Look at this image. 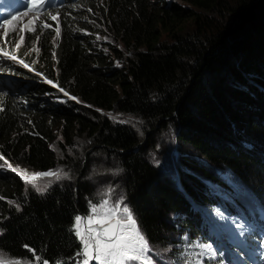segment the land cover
<instances>
[{
  "label": "trees",
  "instance_id": "obj_1",
  "mask_svg": "<svg viewBox=\"0 0 264 264\" xmlns=\"http://www.w3.org/2000/svg\"><path fill=\"white\" fill-rule=\"evenodd\" d=\"M176 1H68L58 36L25 32L14 50L51 83L0 59V261L82 264L73 225L90 215L93 168L118 175L152 264H182L200 245L218 253L213 215H244L239 195L264 212V0ZM55 83L75 100H56ZM168 148L171 170H160ZM8 165L66 177H45L41 194Z\"/></svg>",
  "mask_w": 264,
  "mask_h": 264
},
{
  "label": "snow or ice",
  "instance_id": "obj_2",
  "mask_svg": "<svg viewBox=\"0 0 264 264\" xmlns=\"http://www.w3.org/2000/svg\"><path fill=\"white\" fill-rule=\"evenodd\" d=\"M15 19H17V17L13 16L12 20H4L5 37H8V27ZM51 19L56 20L57 17L52 16ZM29 23H31V21ZM25 27H27V25H25ZM43 27L47 28L50 26L45 24ZM21 31H23V29H21ZM29 31H34V29H29ZM55 31L58 36L59 28L55 29ZM19 40L20 42L16 45L17 48L24 42L25 37L20 36ZM3 55L13 61L17 60L16 56H10L7 52H4ZM19 62L24 67H28L27 64H24L23 60ZM48 83H51V81H48ZM61 91H63V89H61ZM65 95H67V93H65ZM72 99L75 98L73 97ZM0 159H3V157H0ZM0 168H4V165H0ZM8 170L15 172L21 179L25 180L26 184H31V186L41 194L47 190V186L43 188L37 187L34 181L37 178L59 177L60 175L59 171H48L34 173L29 176L26 171L12 168L11 165H8ZM0 199H2V197H0ZM9 203L14 204L15 202L9 201ZM107 205L108 201H104L99 206L104 210L103 213H98L96 205L92 206V215L86 218L88 222L86 232L81 231V221L84 218L79 215L74 218L73 228L83 246L82 252L78 253V255L83 257L82 264H89L92 260L97 261L98 264H108L109 261L119 260L120 264H123L126 260L136 261L147 259L145 254L151 251L150 244L146 235L137 224L130 208L124 206L121 209L119 203L112 208H108ZM16 208L17 211L20 210L18 204H16ZM118 212L120 213V218L113 220V217H115ZM93 224L98 227H94ZM238 227L243 229L244 225L239 224ZM0 234H2V230H0ZM241 235H243V232H241ZM200 247L206 250L213 258L217 256V251L213 250L212 245H200ZM219 255L223 257L224 253L219 252ZM36 259L39 260L40 257H36ZM43 264H48V262L43 261Z\"/></svg>",
  "mask_w": 264,
  "mask_h": 264
},
{
  "label": "rangeland",
  "instance_id": "obj_3",
  "mask_svg": "<svg viewBox=\"0 0 264 264\" xmlns=\"http://www.w3.org/2000/svg\"><path fill=\"white\" fill-rule=\"evenodd\" d=\"M167 1L177 2L176 0H167ZM228 2L231 3V6H234V3L236 2V0H228ZM179 4H181L182 6H185V4H182V3H179ZM45 11L46 10L43 9L38 14H36L33 11L24 17H17V19L13 20L12 24L8 27V32H9L8 40H13V38L17 37V43H19L20 42V40H19L20 36H25L24 35L25 32L29 31V29L35 30L36 28L37 29L40 28L41 32H38V34L42 35L43 32L47 31V28H48V27L47 28L43 27L45 24L40 23L43 20V18H45V16H46ZM221 16L222 15H220V17ZM220 17L217 19H222L223 23L226 24V26H228V24H230V23L235 22L234 21L235 17L233 15L223 14V16L221 18ZM30 21H31V23H29ZM25 25H27V27H25ZM184 27L185 28L183 29L182 33L180 34L183 37H187V35H190L194 31L193 23L191 21L186 22ZM21 29H23V31H21ZM4 30H2L0 32L1 36H4ZM39 35H38V38L40 37ZM95 37H96L97 45H99L98 43L102 44V48H99V50H106L107 48L104 45H106V43H109L110 40L105 39L102 35H100L99 37H97V36H95ZM168 37L169 36L164 35L163 41L166 43L169 42ZM0 41L7 43L8 46L11 47L10 46L11 42L3 41L2 39H0ZM22 44H21V46H22ZM15 49H17L16 45L12 48V50L14 51ZM119 51L123 52V49L120 48ZM24 56L27 57V59H30V54L26 51H24ZM0 58H8V57L4 56L3 53L0 52ZM120 61H115V67L116 68H120V66H121ZM44 82L48 83V81L46 79H44ZM115 118L117 120L119 119L118 116H116ZM129 121L130 120H124V122H129ZM138 125L139 124H137L136 129H137V131H138V129H139V131H141V127H138ZM140 136H143V135L140 133ZM173 140H174V142L177 141L176 139H173ZM170 142H171V139L167 143L169 146H170ZM170 154L173 155L174 153L171 150H169V148H168V151L162 157L166 158L167 156H169L170 161H169V163L164 161V162H160L159 164H157V167L160 170H166V171L171 170L170 167H171V164H173V163L171 162ZM103 172H104L103 169L101 170V169H96V168H93V171H92V176H93L92 178L95 179V180H93V182L96 185V187H95L96 194H95L93 200H91L90 205H89L90 206V209H89L90 215H92L91 208L93 205L97 206L98 213H103L104 210L101 209L99 206L104 201H108V205H107L108 208L114 207L117 203L120 204L121 209L124 206H127L126 202H125L124 190L123 189L120 190L122 192V194L119 196L118 191H117V187H113V183H111V182H114L118 179V175L116 173H112L111 174L112 181H104L103 178L97 177L98 174L103 173ZM28 175L31 176V174H28ZM65 177H66L65 173H60L59 177L55 176L54 182H56L60 178L63 180V178H65ZM37 179L36 180L39 182H34V183L37 185V187H41V188L45 187L46 185L49 186V184L52 181V179H50L46 182L45 177L44 178H37ZM244 198H245L244 200L247 201L245 203L246 210L253 211L252 215H255L256 209L254 208L253 203H249V195L244 196ZM82 218H84V219H82V221H81V231L86 232V229L88 227V222H87L86 217H82ZM119 218H120V213L118 212L116 214V216L113 217V220L119 219ZM215 221H216V225H214V226L216 227L217 237L220 239H222V238H227L228 240L232 239L235 243H239L240 241L243 242V237L249 230L244 225V223H243V225H244L243 229L238 227V225L242 224V223H238L236 218L232 217V216H230V217H224L223 215L216 216ZM93 226L98 227L95 224H93ZM241 232H243V235H241ZM165 251L168 252V250H165ZM81 252H82V250H81ZM147 254L148 253L145 254L146 257H147ZM206 255H208V252L206 250L202 249L200 246H195V249L187 248V251H186L187 260L182 262V264H205L204 257ZM247 257L250 258V255H247ZM166 262L169 264H175L176 263L175 260H173V259L168 260V261H162V259H161L159 264H166ZM91 263H97L98 264V262L95 260H92L89 262V264H91ZM144 263L150 264L147 259L136 260V261L126 260L123 262V264H144ZM108 264H120V261L119 260L109 261Z\"/></svg>",
  "mask_w": 264,
  "mask_h": 264
},
{
  "label": "clouds",
  "instance_id": "obj_4",
  "mask_svg": "<svg viewBox=\"0 0 264 264\" xmlns=\"http://www.w3.org/2000/svg\"><path fill=\"white\" fill-rule=\"evenodd\" d=\"M55 1H56V0H50L51 5H50L49 7H47V8H45V10H46V11H45V12H46V13H45L46 16H45V18H43V20L40 22V23H49V24H50V25H49L50 27L47 28V31H53V30H55V26L57 25V21H58V19H59V14H58V12H59L60 10H62L64 7L67 6L68 1H69V3H73V2H75L76 0H57V1H59V2H57V3L54 4ZM41 11H42V10H41ZM41 11H39V12H35V13L38 14V13H40ZM52 16H56L57 19H56V20L51 19ZM2 30H4V22H3V24L0 26V32H1ZM36 31H37V28H36L34 31H26V32H28L29 34H30V33L32 34V33H35ZM0 39H2L3 41H9V42H11V45H12L13 40H8V37L1 36V35H0ZM11 45H10V46H11ZM15 45H17V41H16ZM15 45H14V46H15ZM0 52H2V53L7 52V53H9L10 56H11V55H14V56L17 57V60H16V61H13V60H11V59H9V58H0V59H2V60H4V61H7V62L10 63L11 65H19V66L22 67L23 69H25V70H27V71H30V72H32L33 74H35V75H37V76H40V77H42L43 79H45V77H43L41 74L35 72V71L33 70V67L30 66V65H29L24 59H21L20 57H18V56H17V53H14V51L12 50V47H9L7 43L0 41ZM20 60H23L24 64H27L28 67H24V66L19 62ZM17 61H18V62H17ZM7 72H8V71H7ZM0 77H6V76L0 74ZM55 89L59 90V91L61 92V94L65 96V98L56 99V100H58L59 102L65 103L66 100H68V101L75 100V99H72L73 96H71L68 92H66V91H64V90L61 91L62 88H60L56 83H55ZM65 93H67V95H65Z\"/></svg>",
  "mask_w": 264,
  "mask_h": 264
},
{
  "label": "bare ground",
  "instance_id": "obj_5",
  "mask_svg": "<svg viewBox=\"0 0 264 264\" xmlns=\"http://www.w3.org/2000/svg\"><path fill=\"white\" fill-rule=\"evenodd\" d=\"M254 208L256 209V205L254 206Z\"/></svg>",
  "mask_w": 264,
  "mask_h": 264
}]
</instances>
